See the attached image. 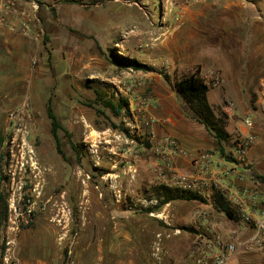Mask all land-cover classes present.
<instances>
[{
  "label": "rangeland",
  "instance_id": "1",
  "mask_svg": "<svg viewBox=\"0 0 264 264\" xmlns=\"http://www.w3.org/2000/svg\"><path fill=\"white\" fill-rule=\"evenodd\" d=\"M247 2L251 8L242 9L240 3ZM63 6L69 34L64 50L58 53L57 47L55 57L34 54L30 66L25 59L21 70L2 74L0 82V264H150L184 258L186 251V264H192L196 238L205 242L212 234L199 229L203 233L195 235L189 221L194 216L208 225L211 217H197L199 209L187 200L147 211L157 203V187L172 183L148 109L158 82L173 88L188 70L201 68L189 59L209 46L231 57L240 53L245 64L249 41L264 32V0H54L50 10L58 23ZM30 34L48 51L54 48L41 28L31 25ZM115 54L151 69L120 67L112 61ZM250 63L249 70H261L257 89L244 90L242 109L232 100L223 104L233 106L237 122L245 124L250 116L261 125L263 138L245 135L255 136L250 150L257 151H249L250 163L240 169H248L264 189V64ZM215 93L209 91L211 100ZM122 97L129 107L115 115L105 101ZM144 97L152 100L145 115L136 110ZM49 104L61 125L64 155ZM255 108L259 115L252 116ZM233 142L225 146L227 159Z\"/></svg>",
  "mask_w": 264,
  "mask_h": 264
},
{
  "label": "crops",
  "instance_id": "2",
  "mask_svg": "<svg viewBox=\"0 0 264 264\" xmlns=\"http://www.w3.org/2000/svg\"><path fill=\"white\" fill-rule=\"evenodd\" d=\"M10 1L12 4L6 5ZM250 1V0H249ZM41 2V3H40ZM54 4V0H0V82L4 81L2 74L15 73L21 70L25 65V59L28 60L30 66V58L32 55L40 53L43 56L51 53L53 57L57 55L60 50H64V43L67 40L66 27L63 25L65 19V12L68 11L63 6L61 19L62 23H58L55 15L50 10V6ZM242 9L251 8L247 2L245 5L241 4ZM68 14V13H67ZM69 16V14H68ZM28 23L35 25L37 28L42 29V33L50 38V42L54 43V48H50L48 51L41 43L34 42L31 39V34L25 36L21 32V24ZM253 22V21H252ZM256 22V21H255ZM262 30L264 27L261 23ZM258 28V27H257ZM261 30V29H260ZM58 41V44H56ZM63 41V42H60ZM250 46L248 48V54L245 58L239 53L235 56H227L226 54H218L216 49L209 46V49L201 54L195 55L189 60L195 65H201V75L206 77L212 69L210 66H217L220 68V72L223 76V83L219 87H210L215 90V99L211 100L208 92L209 102L215 107L225 108L224 102L232 100L234 105L238 109H242L248 100V96L244 90L247 88H254L256 78L261 74V70H249L251 66L250 60L255 59L256 63L259 59L264 64V32L261 31V37L255 42V40L249 41ZM243 65L242 67H240ZM192 69V68H191ZM166 84V85H165ZM158 82L157 87L154 89L155 103L148 109L149 114L154 120V138L158 142L160 149L163 150L165 158H168L169 149L165 145L160 144V140L164 137H175L182 148H184L189 154H194L200 150L205 149H217L218 141L213 134L206 128V126L200 123L195 117L193 111L189 108L183 98L177 97V92L174 88L170 87L167 83ZM0 88L1 85H0ZM209 90V91H210ZM231 101V102H232ZM260 112L264 113V99H261ZM228 114L227 130L232 134V140L241 136H245L249 132H252L258 136L261 135V125L255 123L252 128H247L244 123L237 122L234 111L230 110ZM259 115L258 109L255 108L253 115ZM237 116V115H236ZM250 117V116H247ZM246 117V118H247ZM244 122V121H243ZM234 131L241 132L242 135H235ZM263 138V137H262ZM257 144V143H256ZM236 146V145H235ZM234 146V148H235ZM257 147L250 150L251 156L257 151ZM173 168L178 174L190 175L194 173V168L190 164V159L186 155L176 154L172 156ZM211 177L217 176L215 168L209 173ZM233 186L249 187V188H262L261 195L264 196L263 184L250 174L248 170H244V173L239 172L232 178ZM260 191V190H259ZM191 207L202 209L207 215L211 217V225L214 232L221 233L223 237L229 241L233 240L238 246V250L228 253L227 261L225 264H264V250L247 248L245 249L243 243L252 233V228L247 224L241 222L239 219H232L222 211L215 208L211 201L202 202L193 200L190 203ZM194 212V211H193ZM185 213L183 218L188 219L190 216ZM192 213V211H191ZM224 217V218H222ZM228 217V219H226ZM226 219V222L223 221ZM203 221V222H202ZM195 220L191 218V224L195 229V235L206 231L207 225H204V220ZM228 221V222H227ZM225 225H227L225 227ZM202 229L203 232H201ZM213 240L212 236H209ZM209 238L207 240H210ZM178 242H174L172 246L177 247ZM211 254H218L222 249L220 246L212 243ZM166 253V251H165ZM187 251L185 253V259L181 257H172L167 259H160L159 261L152 260L150 264H186L188 260ZM192 255V254H191ZM190 255L191 262L192 256Z\"/></svg>",
  "mask_w": 264,
  "mask_h": 264
},
{
  "label": "built area",
  "instance_id": "3",
  "mask_svg": "<svg viewBox=\"0 0 264 264\" xmlns=\"http://www.w3.org/2000/svg\"><path fill=\"white\" fill-rule=\"evenodd\" d=\"M12 4L10 1L6 5ZM26 34L31 32V25L24 23ZM206 83L210 87H219L224 79L220 70L211 71L204 77ZM150 98L144 97L140 99L138 113H143L147 110V106L151 104ZM233 109L231 104H227L224 108L226 112ZM145 120L150 123V119ZM154 122V120H153ZM245 124L252 128L254 121L250 117L244 120ZM161 145H165L169 149L167 161L164 163L165 170L171 174L172 183L170 186L179 187L187 190L196 191L201 194L206 200L214 203V194L218 191L224 194L226 200L234 208L235 213L241 220L253 228V233L244 241L243 246L247 248L262 249L264 247V199L259 194L257 188L233 186L232 178L239 175L241 167L249 165V151L255 142V136H241L235 139V148L232 151V159H227L223 154L215 149L200 150L194 154H189L180 146L177 139L172 136L164 137L160 141ZM176 154L186 155L190 159V164L194 168V173L190 175L178 174L173 168L172 156ZM213 168L217 171L216 177H211L209 173ZM248 170V169H245ZM174 184V185H172ZM196 216H206L207 214L199 209L196 211ZM213 225H207L208 233L212 234L213 240H204L197 237L192 247V264H225L228 253L238 250L235 241L227 240L221 233L213 231ZM212 243L220 246L221 251L218 254H211Z\"/></svg>",
  "mask_w": 264,
  "mask_h": 264
},
{
  "label": "trees",
  "instance_id": "4",
  "mask_svg": "<svg viewBox=\"0 0 264 264\" xmlns=\"http://www.w3.org/2000/svg\"><path fill=\"white\" fill-rule=\"evenodd\" d=\"M113 63L120 67H132L135 69L150 70L151 67L141 64L135 58H130L124 55L115 54L113 57ZM165 79L170 81V76L165 75ZM173 88L176 90L184 101L188 104L189 108L193 111L194 117L213 134L218 141L217 149L221 154L226 155L225 146L231 144L232 134L227 130L228 114L223 111L221 107L213 106L208 99V92L210 86L206 83L204 77L201 75V68L188 70L181 77L177 78L173 83ZM105 106L110 107L115 115H120L124 108L128 109L129 100L121 98L119 102H115L113 99L105 101ZM48 115L52 119V132L57 141L58 151L64 155L62 150L61 140L59 137V129L61 128L58 116L55 114L52 105L49 104ZM114 127H120L116 123L112 124ZM235 145V142H233ZM232 143V144H233ZM158 193L155 197L157 203L148 207V212H153L160 209L165 204L175 200H187V201H202L206 202V199L196 191L187 190L179 187H172L168 184H160L157 187ZM214 206L217 210L224 212L228 217L232 219H238L234 208L224 197V194L220 191L214 194ZM5 217L7 214V206L4 211ZM5 247H3V251Z\"/></svg>",
  "mask_w": 264,
  "mask_h": 264
}]
</instances>
